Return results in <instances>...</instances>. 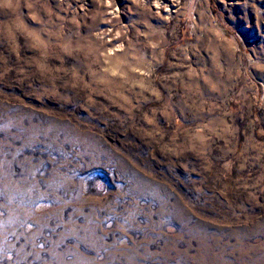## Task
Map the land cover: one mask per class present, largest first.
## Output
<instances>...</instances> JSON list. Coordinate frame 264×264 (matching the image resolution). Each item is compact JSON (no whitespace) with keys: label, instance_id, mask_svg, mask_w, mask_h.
Returning a JSON list of instances; mask_svg holds the SVG:
<instances>
[{"label":"rangeland","instance_id":"1","mask_svg":"<svg viewBox=\"0 0 264 264\" xmlns=\"http://www.w3.org/2000/svg\"><path fill=\"white\" fill-rule=\"evenodd\" d=\"M179 2L0 0V264H264V0Z\"/></svg>","mask_w":264,"mask_h":264},{"label":"bare ground","instance_id":"2","mask_svg":"<svg viewBox=\"0 0 264 264\" xmlns=\"http://www.w3.org/2000/svg\"><path fill=\"white\" fill-rule=\"evenodd\" d=\"M179 3V0H152V6L156 12L168 18L177 12Z\"/></svg>","mask_w":264,"mask_h":264}]
</instances>
